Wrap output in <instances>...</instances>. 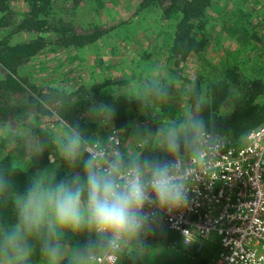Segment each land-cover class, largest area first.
I'll return each instance as SVG.
<instances>
[{"label":"trees","instance_id":"obj_1","mask_svg":"<svg viewBox=\"0 0 264 264\" xmlns=\"http://www.w3.org/2000/svg\"><path fill=\"white\" fill-rule=\"evenodd\" d=\"M12 1L14 0H0V123L13 127L26 125L32 131L35 143L28 153L26 169L14 164L9 151L0 156V178L7 182L3 190H0V236L17 222L14 206L17 195L36 179L39 169L53 162L50 153L58 145L49 125L59 123L70 129L78 127L88 140L95 139L96 122L86 115L95 104L108 105L115 113L114 117H110L112 125L125 130L128 128L129 110L139 111V117L149 124L152 134L155 130L152 118L154 109L160 111L168 125L177 127L182 123L184 133L181 136L193 135L191 124L195 120H203L206 129L233 139H238L250 128L264 122V74L247 72L244 67L254 65L238 61L230 51L229 56L215 64L207 75H201L192 81L187 113H179L169 101L175 87L174 82L162 75H158L156 81L149 82L148 99L107 92L105 88L108 83L122 82L110 78L91 85L80 83L70 89L37 84L22 70L38 52L47 46L78 47L92 43L108 33L111 27L92 22L80 24L65 19L56 13V0H23L26 7L17 15L11 5ZM212 1H140L144 6H156L161 15L173 21L167 45L172 67H180L191 54L200 57L204 52L208 42L207 10ZM73 2L77 5V0ZM71 9L74 12L75 6ZM247 17L248 12L242 13L243 21ZM247 28L239 30L235 23L232 30H238L240 38H245L246 35L249 36ZM18 32H27L29 35L25 39H13ZM228 99L232 103L231 109L221 112V104ZM3 141L5 139H1L0 144ZM185 151L188 150L183 152ZM95 237V234L86 230L64 231L53 236L45 227L38 235L28 238L31 256L27 264H38L48 258L42 251L46 241H54L60 245L80 238L90 246L91 251L101 253L98 249L101 243ZM131 244H135L134 241L118 252L121 257L119 263L143 264L141 257L128 249ZM211 248L213 247L205 245L201 252H197L192 247L196 256L195 264H205L206 253ZM1 258L7 259L3 253H0ZM61 261L62 264H73V261L66 259ZM181 263H184L183 260Z\"/></svg>","mask_w":264,"mask_h":264},{"label":"rangeland","instance_id":"obj_2","mask_svg":"<svg viewBox=\"0 0 264 264\" xmlns=\"http://www.w3.org/2000/svg\"><path fill=\"white\" fill-rule=\"evenodd\" d=\"M73 1L56 0V13L75 23H101L111 28L89 44L78 47L47 46L38 52L22 70L37 84L70 89L80 83L91 85L110 78L122 82L108 83L105 88L107 92L148 99L149 82L156 81L157 76L162 75L174 82L169 101L179 113H187L192 81L207 75L215 64L229 56V51L238 61L254 65L244 67L247 72L264 74V0H213L207 10L208 42L204 52L200 57L191 54L177 68L172 67L167 51L173 21L161 15L156 6H144L141 0H77V5ZM11 5L17 15L26 7L23 0H14ZM73 6L74 12L71 9ZM245 12H248V17L243 21L242 13ZM235 23L239 30L248 27L249 36L240 38L238 30L233 32ZM28 35L27 32H18L13 39H25ZM102 105H93L86 114L96 122L97 133L94 138L104 137L112 125L110 117L96 115ZM231 105L229 99L225 100L220 111L230 110ZM139 114V111L130 109L128 128H117L123 153L128 157L168 158L164 150L165 132L175 129L181 135L184 133L183 124L177 127L168 125L160 111L154 109L152 118L155 130L152 134V128ZM49 128L58 146L50 153L52 164L39 169L36 179L55 183L70 177L73 171L79 170V165L75 169L70 168L59 152L61 142L71 129L59 123H52ZM32 136V131L26 125L13 127L0 123V143L1 139H5L0 144V156L9 151L14 164L26 169L28 153L35 143ZM134 243L128 249L139 255L143 264H195L196 256L190 244L169 229L155 230ZM58 246L60 254L54 261L47 258L38 264H62L63 259L73 261V264H94L89 256L95 252L80 238ZM98 249L100 252L105 250L102 245ZM0 264H9V261L1 258Z\"/></svg>","mask_w":264,"mask_h":264},{"label":"clouds","instance_id":"obj_3","mask_svg":"<svg viewBox=\"0 0 264 264\" xmlns=\"http://www.w3.org/2000/svg\"><path fill=\"white\" fill-rule=\"evenodd\" d=\"M96 115L114 117L115 113L102 105ZM191 128L192 136H181L175 129L165 132L168 158L160 160L128 157L118 146L88 151L91 142L73 127L59 152L70 168L79 165V170L55 183L34 179L17 195V222L0 236V253L9 264H27L31 256L28 238L45 227L53 236L86 230L113 253L152 234L162 225L163 216L158 213L188 208L193 185L208 177L189 172L182 158L184 150L196 151V136L208 135L203 120L193 121ZM6 183L0 178V190ZM42 251L53 261L60 254L54 241H46Z\"/></svg>","mask_w":264,"mask_h":264},{"label":"built area","instance_id":"obj_4","mask_svg":"<svg viewBox=\"0 0 264 264\" xmlns=\"http://www.w3.org/2000/svg\"><path fill=\"white\" fill-rule=\"evenodd\" d=\"M206 130L207 136L195 137L196 151L181 155L189 172L208 177L193 185L188 208L158 213L163 216L158 229L178 234L197 252L213 247L205 264H264V122L238 139ZM89 141L88 151L118 146L123 152L113 125L104 137ZM119 258L106 248L89 256L95 264H119Z\"/></svg>","mask_w":264,"mask_h":264},{"label":"crops","instance_id":"obj_5","mask_svg":"<svg viewBox=\"0 0 264 264\" xmlns=\"http://www.w3.org/2000/svg\"><path fill=\"white\" fill-rule=\"evenodd\" d=\"M157 230H159V229H157Z\"/></svg>","mask_w":264,"mask_h":264}]
</instances>
